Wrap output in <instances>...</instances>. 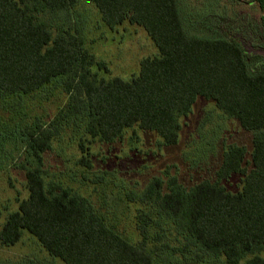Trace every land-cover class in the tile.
I'll return each instance as SVG.
<instances>
[{"label":"trees","instance_id":"trees-1","mask_svg":"<svg viewBox=\"0 0 264 264\" xmlns=\"http://www.w3.org/2000/svg\"><path fill=\"white\" fill-rule=\"evenodd\" d=\"M88 1L110 31L142 28L158 56L129 80L106 78L107 64L73 29L77 0H0V119L19 127L23 100L54 84L64 97L46 122L21 128L27 196L0 227V251L28 236L51 262L6 264H264V70L252 69L237 41L189 34L179 0ZM198 97L251 134V154L230 144L211 179L184 186L167 167L126 193L130 232L106 201L48 179L44 156L65 129L107 144L138 129L172 147ZM79 149L90 167L83 142ZM233 175L241 187L230 192L222 182Z\"/></svg>","mask_w":264,"mask_h":264},{"label":"rangeland","instance_id":"rangeland-1","mask_svg":"<svg viewBox=\"0 0 264 264\" xmlns=\"http://www.w3.org/2000/svg\"><path fill=\"white\" fill-rule=\"evenodd\" d=\"M218 1L179 0L180 12L189 34L211 39L221 37L211 28L218 30L222 17L230 21L228 24L221 23L227 31L234 28L249 41H252V35H259L260 11L257 8L231 5L223 9ZM71 15L73 29L82 36L84 47L97 60L107 64L108 74L101 73L106 78L129 80L138 74L142 59L158 56L157 48L142 28L125 22L110 31L88 0H77ZM234 21H237L236 25L232 26ZM246 45L250 51L253 49L251 44ZM63 101L60 86L54 84L34 98L23 100L21 109L15 111L18 116L25 113L19 127L7 122L6 117H1L0 227L6 216L15 211L20 200L27 196L24 172L20 169L23 163L21 128L37 122L38 118L46 122ZM180 123L182 130L178 143L165 148L158 146L159 139L154 134L138 129L127 130L119 141L107 144L91 140L80 128L71 126L52 143V150L44 156L47 177L89 197L95 203L106 201L110 211L117 215L119 226L130 232L134 211L123 203L126 193L140 190L149 179L161 176L167 167L184 186L211 179L222 152L230 144L244 146L251 154V134L218 111L212 102L201 97L197 98L190 114ZM81 142L87 148L86 157L90 167L80 162ZM222 183L228 191H237L241 187V177L233 175ZM6 259L51 262L48 255L28 236H24L15 247L0 251V263L6 264Z\"/></svg>","mask_w":264,"mask_h":264},{"label":"flooded vegetation","instance_id":"flooded-vegetation-1","mask_svg":"<svg viewBox=\"0 0 264 264\" xmlns=\"http://www.w3.org/2000/svg\"><path fill=\"white\" fill-rule=\"evenodd\" d=\"M218 3L222 5V8H229L231 5H241V6H247V7H253L257 8L260 11L259 21L261 25V30L259 32V35L257 36H251L252 41L246 40L242 38L240 33H237L235 29H231L227 31L228 29L222 26L221 23L228 24V20H225V18L222 19V17L219 19V21H222L220 24H218V33L221 37L229 38L234 41H237L243 48L245 52V56L247 57L248 63L250 62L251 67L253 70H264V0H219ZM237 21H234V23H231V25H236ZM234 31V32H232ZM256 37V39H253ZM252 45L253 49L250 51L247 48V45Z\"/></svg>","mask_w":264,"mask_h":264}]
</instances>
